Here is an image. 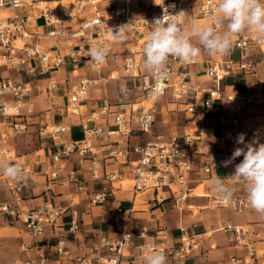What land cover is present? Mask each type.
<instances>
[{
	"label": "built area",
	"instance_id": "2783aa9c",
	"mask_svg": "<svg viewBox=\"0 0 264 264\" xmlns=\"http://www.w3.org/2000/svg\"><path fill=\"white\" fill-rule=\"evenodd\" d=\"M95 0H69L68 4L59 12H54L47 0H0V66L17 64L25 72L32 74H47L51 69L63 65L66 61L73 65L71 74L77 76L76 83L68 92L63 107L58 108L60 114L65 116H76L83 130V138L78 141H68L63 150L64 153L76 151L80 163L85 154H91L90 163L87 167L90 179L101 180L109 186L103 187L91 198L92 204H103L107 197L115 193L116 189H122L121 181H132L131 191L133 197L142 193H151V200L155 206L161 207L166 198L173 199L179 185H183L193 170V156L198 152V145L202 139L200 130L193 132L184 130L182 134H174L170 138H164L161 134L153 133V125L158 113V102L161 97L170 93L171 97L178 100L186 98L191 94L192 102L186 103L185 111L212 113L217 109L218 102L226 114L220 116L223 123L224 134L231 139L240 134L241 109L244 102L264 105V92L246 86L243 92L224 93L221 88V81L224 75L232 72H248L252 67L251 54L254 47L264 51V40H258L254 34L242 31L232 35V47L226 55H216L217 60L213 61L205 70L207 77L214 80L213 87L203 91L200 87L190 84L183 71H176L174 64H183L175 57H169L166 69L168 76L159 82L160 94H153L152 89L157 84L155 77L148 72H140L142 54L146 43L147 33L153 28L151 25L154 18L163 14L167 8L172 15L183 11L179 17H173L177 23L182 25L194 7L201 17H204L212 25L211 15L218 3V0H154L156 11L146 15H133L131 13V0H124L107 9L106 17H102L96 10L94 17L84 19L80 25L73 30H68L64 19L76 17L82 13L87 3L95 5ZM174 6V7H173ZM35 19H41L42 24L37 25ZM33 21L34 28L28 26ZM127 25V33L124 40L128 41L126 53L123 58L122 69L127 77L140 78V105L131 102H121L117 105V111L113 113V129H103L96 126L101 114L108 112V104H105L99 112H91L83 116L85 102L88 99L89 89L97 83L96 78L88 77L80 72L83 63L99 72L104 63H95L88 55V49L93 46L107 44L112 52L118 40L113 39V33L122 25ZM41 26L43 30H38ZM224 24L219 25L217 30L223 31ZM54 37L56 40H64L67 51L48 52L43 49L42 39ZM237 51L239 58L234 60L232 52ZM194 61V60H193ZM192 61V62H193ZM56 86L55 81H50L48 89ZM32 84L29 81H15L10 77L0 78V115L4 120L1 124L6 126L0 129V139L6 140L10 136L22 132L27 126L24 114L20 109L27 107L31 112L29 96L32 93ZM130 87L121 89L127 92ZM205 92L201 102H196L197 95ZM70 123L53 124L49 131L53 140L60 139L71 131ZM134 130L141 131L147 135V140L140 143H133L121 148L109 147L103 160L96 156V146L93 138L99 137L104 141L115 135L118 138L128 140ZM233 152L234 148L229 147ZM230 158L228 153L213 154L206 158L201 165L204 173L210 174L213 169L225 167L222 161ZM102 160V161H101ZM126 165L123 172L118 171L116 164ZM12 164L22 168V179L15 180L2 175V182L5 187V199L0 202V212L19 222L28 233L31 241L22 244L26 251L33 247V243L61 221L64 214L70 209L67 231L77 235L80 229V222L77 212L71 206L62 208L47 200L43 205L32 207L25 201V189L32 185L31 171L28 165L21 161H13ZM58 170L51 171L47 179L58 178ZM63 181L74 185L76 192L84 189L86 180L81 173L72 171L67 173ZM119 185L115 186L114 182ZM165 194H168L165 196ZM182 195H185V191ZM218 203L231 208L237 213H243L250 209L246 196H233V202L223 201L219 196L215 198ZM117 213H125L128 220L133 211V201L129 207L118 206ZM194 225L187 226L180 224L176 227L177 236H173L174 228L170 226L161 227L156 235L161 239L169 236L175 242L170 246H159L154 242H147L137 246L140 257L146 264L147 257L155 252H163L167 258L177 264H183L198 249V243L193 239ZM222 229L234 241V246L239 248L241 254H231L226 262L220 264H254L258 259V252L247 226L232 225L225 223ZM143 228L139 234L144 235ZM130 232H123L119 237H110L98 233L91 244L75 242L65 237H57L53 245L55 253L61 259L71 260L73 264H121L124 258L128 257L131 249ZM49 247V243L45 244ZM46 253L43 249L36 255L29 256L27 260H20V264H46Z\"/></svg>",
	"mask_w": 264,
	"mask_h": 264
},
{
	"label": "crops",
	"instance_id": "0c3cea01",
	"mask_svg": "<svg viewBox=\"0 0 264 264\" xmlns=\"http://www.w3.org/2000/svg\"><path fill=\"white\" fill-rule=\"evenodd\" d=\"M47 1L56 13L61 11L69 2V0ZM95 1H97L95 5L87 3L85 10L76 17H66L64 19V23L69 31L76 29L84 19L94 17L96 10L99 11L102 17H106L107 9L113 6L115 0ZM123 1L124 0H118V3H122ZM130 6L132 8L131 4ZM34 22H36L37 25L42 24L41 19H35ZM32 25L33 21H29L28 26L34 28ZM193 25H196L198 28L210 26L207 19L199 15L195 6L190 10L189 14H187L182 27L188 30L191 42L199 47L200 45L197 37L192 34ZM224 27L226 28V24H224ZM38 30L43 29L39 26ZM41 44L43 49L50 53H65L68 48L64 40H56L54 37L42 39ZM128 44L127 40H118L99 72L89 68L86 63L81 64L79 69L80 72L86 76L97 79V83L89 89L88 99L85 102L82 115L86 116L94 111L99 112L105 104H108V112L106 114H101V118L95 122L96 126H100L103 129L114 128L112 116L113 113L118 110V103L131 102L135 103V105L141 104V94L139 90L140 78L127 77L122 69L123 58L127 51L126 47ZM232 58L237 60L239 58V53L237 51L232 52ZM217 59V56H209L201 49V54L198 55L193 62L184 63L181 61L183 64H174L173 67L176 71H183L190 84L196 85L203 91H206L213 87L214 80L207 77L205 70ZM251 59L252 67L248 72L235 71L224 75L221 81V88L224 93L236 91L243 92L246 86L264 92V51L254 47ZM142 61H144V53L142 54ZM68 65H71L69 69L66 68ZM1 68L0 66V78L10 77L15 81H29L36 90L40 88V85L34 81L45 82V88H47L50 81H55L56 86L54 88H47L48 93H50L49 100L44 102V104H48L45 105L48 109L56 102V100L52 99L54 96L52 91L63 90L68 87L66 93L64 92L63 94L65 96V101L63 105L60 106L63 107L69 90L77 80V76H73L70 72L73 65L68 61L59 67L51 69L47 74H32L25 72L22 67L17 64L7 65L6 70ZM7 69H12V71H7ZM114 72L119 73L114 76ZM140 72H146L143 68V62L140 65ZM37 75H39L40 78H36ZM126 86L130 87V90L122 92L121 89ZM33 88L29 96L31 112H27V107L20 109V113L25 115L24 118L26 122L34 118V113H36L38 108L43 104V101L37 98L33 99ZM205 94L206 93L203 92L202 95L201 93L197 95L196 102L200 103ZM172 99L170 93L160 98L158 102V119L156 118L157 121L155 125L159 124L160 126L161 124L164 127L162 126L161 129L156 127L157 129L153 133L161 134L164 138L168 139L174 134H182L188 126H199L200 129H202V139L198 145V152L193 156V170L189 173L187 182L177 186L178 190H180L175 193L174 198L165 201L161 207L155 206V203L151 200V193H142L133 197L131 189H123V183L122 189H116L115 193L112 195L110 194L103 204H92L90 198L98 192L103 185L109 186L108 183L102 182L101 180L90 179V173L87 167L90 163L91 154H85L82 158L83 163H80V158L76 151L68 154L63 152L65 144L68 141H78L83 138L84 134L78 118L76 116H65L59 112L51 116V121H48L52 122V124L70 123L72 128L69 133L54 142L56 146L52 149L50 147L46 149L40 148L35 152L24 155V159H22L21 162L28 165L32 180V185L25 189V201L32 207L41 206L47 200L52 201L53 204L62 208H69L71 206V208L77 212L80 229L74 238L73 235L67 231L70 214V209H68L54 229L40 237L33 243L34 245L32 248H28L25 251L27 254L29 253L34 256L39 250L43 249L46 253V264H73L71 260L61 259L55 253L53 245L57 237L62 236L70 240L72 239L75 242H84L89 245L98 233L116 238L123 232H130L132 234V247L128 257L124 258L121 264H138L140 262H145V259L140 257L137 246L147 242H154L159 246H170L174 244L175 240L169 236L161 239L156 235V232L161 227L170 226L174 228L172 235L177 236L176 227L183 224L187 226L194 225L193 239L198 243V249L183 264H220L226 262L231 254L242 253L239 248L234 246V241L229 237L228 233L222 229L225 223L247 226L250 230L251 237L254 239L257 252L259 249H264V246L259 245L264 243V216L259 215L251 207L248 211L239 214L236 212H227L223 207H217L215 209L212 208L215 205H209L211 201L217 203V205L219 204L215 199L218 195L211 189V181L216 179L217 176L225 178L224 183L232 189L234 196H246L245 184L231 177L234 173L235 165L242 161L243 156L237 157L227 167L213 169L210 174L204 173L201 170L202 163L209 156L229 152L231 157L233 152L229 151V147L235 149L245 146L236 143L237 137L231 139L228 135L224 134V125L221 122L220 116L222 115L225 117L226 114L221 105V101L218 102L217 109L214 112L203 113L199 111H185L186 103H191L193 100L191 94L178 101ZM34 105L35 111H33ZM173 105H180L185 113L187 123L182 126L183 129L179 130L177 126L172 124L173 121H170L173 114L171 110L174 109ZM42 122H44V120H42L41 123ZM75 128H78L80 131L77 137H73V129ZM240 134H244L245 144L252 143L255 140H258L259 143H264V105L259 106L246 102L242 104ZM143 137H145V134L138 130H134L128 140L118 138L115 135L110 136V139L107 141L99 137H94L93 144L96 146V156L103 160L109 147L121 148L127 144L142 143L140 140H143V142L145 141ZM40 151H42V153H40ZM20 157L21 156L16 155L13 161L20 159ZM125 167V164L118 163L114 168L123 172ZM56 169L59 172L58 178L49 181L47 176L51 171ZM72 171L81 173L86 180L84 189L80 192H76L74 185L67 184L63 181L67 173ZM127 179L130 180L129 178ZM184 191L185 195H182ZM166 195L168 194H165V196ZM139 196H142L141 199L143 198V200H141ZM131 201H133V211L129 219L136 217V211L146 214L145 209L136 210L134 208L135 204L140 203V201L149 205V217H143L144 220L135 222L130 226L127 223L125 213H117L115 209L118 206L124 208L129 207ZM193 206L203 207L205 209L196 211L192 209ZM219 206H221V204H219ZM14 221L15 220L7 215L3 217L0 216V243H2L3 239H16L14 235L18 233L16 229L26 237L28 236L27 238L24 236L26 241L23 244L30 242L31 238L23 229L22 225L19 222L20 226L12 224ZM143 228L146 229V232L144 235H141L139 232H141ZM46 243H49V247L45 245ZM1 251L2 247L0 246V252ZM167 264L177 263L169 259ZM254 264H264V252L258 253V259Z\"/></svg>",
	"mask_w": 264,
	"mask_h": 264
},
{
	"label": "clouds",
	"instance_id": "9594fccd",
	"mask_svg": "<svg viewBox=\"0 0 264 264\" xmlns=\"http://www.w3.org/2000/svg\"><path fill=\"white\" fill-rule=\"evenodd\" d=\"M181 14L186 13L181 11L172 15L167 8H164L163 14L153 19L151 23L153 28L145 38L143 68L157 81L152 89L153 94L158 95L162 91L159 82L168 76L166 65L169 57L190 63L201 54V49L209 56L226 55L232 47V35L242 31L254 34L258 40H264V0H218L211 15L212 25L192 27V34L197 37L199 47L191 42L188 30L173 19ZM222 24H226L223 32L217 30ZM127 25H122L115 31L109 28L113 33V39L123 41L126 37ZM87 51L89 57L99 64L106 61L110 48L105 44L93 46ZM236 143L245 146L235 148L231 157L222 161V164L227 167L237 157L243 156L242 161L235 165L231 177L245 184L249 206L259 215L264 216V143L255 140L245 144L244 134L238 135ZM0 170L7 177L22 179V168L19 165L0 163ZM224 179L217 176L211 181V189L223 201L232 203L234 193L224 183ZM146 264H167V258L163 252L153 251L147 257Z\"/></svg>",
	"mask_w": 264,
	"mask_h": 264
},
{
	"label": "rangeland",
	"instance_id": "374dc122",
	"mask_svg": "<svg viewBox=\"0 0 264 264\" xmlns=\"http://www.w3.org/2000/svg\"><path fill=\"white\" fill-rule=\"evenodd\" d=\"M131 5H132L131 10L134 15H143V14L145 15L148 13L150 14L151 12L155 11V8H156L154 4V0H131ZM195 5H196V2H194V6ZM70 66L71 65H68L66 68L69 69ZM1 67H2L1 69L6 70L7 66L3 65ZM7 71H12V69H7ZM118 73L119 72H114L113 74L114 76H116L118 75ZM36 78H40L39 75H37ZM34 82L39 84L40 88L37 90L33 88L34 91H33L32 97L33 99L37 98L43 101V104L41 105L40 108H38V111L34 113L33 115L34 118L28 120L27 126L24 131L18 132L10 136L5 141L0 139V163L12 164L13 159L15 158L16 155L21 156L20 159H17L18 161H21L22 159H24V155L28 153L35 152L36 150H39L40 148L46 149L50 147L52 149L53 147L56 146L54 142L58 140L57 139L53 140L49 133V131L52 129V126H53L52 122H50L51 116L59 112L58 108H61L60 106L63 105L65 101V96L63 94L64 92L66 93V90H68V87H66V89H63V90L52 91L54 93V96L52 97V99L56 100V102L52 107H49L48 109L47 106L45 107L47 103L44 104V102L49 100L50 93H48V89L45 88L46 86L45 82L43 81L41 82L34 81ZM172 100L178 101L179 99L176 100L173 98ZM173 107L174 109L171 110L173 112L172 119H170V121L172 120L173 121L172 124L177 126L179 130L183 129L182 126L187 123V120L185 118V113L181 109L182 107L180 105H173ZM33 111H35V105L33 106ZM156 118L158 119V115ZM157 119L155 120V122L157 121ZM3 120H4L3 116L0 115V129H3L6 126V123L1 124ZM42 120H44V122L41 123ZM162 126L163 125L161 124L159 126V124L155 125L154 123L153 132L157 129L156 127L161 129ZM195 129L202 131V129H200L199 126H196V127L188 126L186 128V130L190 132H193ZM79 132L80 131L78 128L73 129V137L79 136ZM143 139L147 140V135H145ZM140 141L143 142V140H140ZM40 153H42V151H40ZM2 175H3L2 170H0V201L5 198V187L2 182V177H1ZM122 183L124 184L123 189H126V188L131 189L130 181H122ZM114 185L118 186L119 182L116 181ZM141 197L142 196H139L140 199ZM141 200H143V198ZM219 204L217 205V203L211 201L209 205L211 206L215 205L212 207L215 209L217 207L218 208L223 207L227 212H235L231 208L227 206H223V205L219 206ZM211 206H208V207H211ZM134 208L136 210L145 209L146 214L140 213V211H136L137 212L135 214L136 217L127 220V223L130 226L133 225L135 222L144 220L143 217H146V216L149 217V213H148L149 205H147L146 203H142V201H140V203L135 204ZM192 209L198 211L202 209L204 210L205 208L193 206ZM0 216L3 217L5 215L2 214V212H0ZM12 224L16 226H20V224L16 221L12 222ZM16 231L18 232L14 234L16 239H13V240L3 239L2 243H0L1 244L0 246L2 247V251L0 252V264H20V260L22 261L27 260L28 257L31 255L29 253L27 254L22 248V244L26 241L25 239L26 236L23 233H20L18 229H16ZM259 245L264 246V243L259 244ZM262 252H264V249H259L258 253H262Z\"/></svg>",
	"mask_w": 264,
	"mask_h": 264
},
{
	"label": "trees",
	"instance_id": "16d2710c",
	"mask_svg": "<svg viewBox=\"0 0 264 264\" xmlns=\"http://www.w3.org/2000/svg\"><path fill=\"white\" fill-rule=\"evenodd\" d=\"M170 199L169 198H166L165 201H169Z\"/></svg>",
	"mask_w": 264,
	"mask_h": 264
},
{
	"label": "bare ground",
	"instance_id": "6f19581e",
	"mask_svg": "<svg viewBox=\"0 0 264 264\" xmlns=\"http://www.w3.org/2000/svg\"><path fill=\"white\" fill-rule=\"evenodd\" d=\"M124 181V180H123ZM128 181H130V180H128ZM131 183H132V181H131ZM121 185H122V181H121Z\"/></svg>",
	"mask_w": 264,
	"mask_h": 264
}]
</instances>
